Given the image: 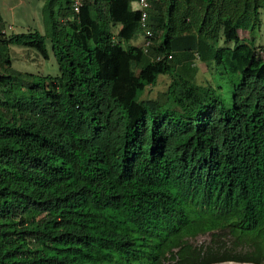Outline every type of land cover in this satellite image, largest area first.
I'll return each mask as SVG.
<instances>
[{"label":"trees","instance_id":"16d2710c","mask_svg":"<svg viewBox=\"0 0 264 264\" xmlns=\"http://www.w3.org/2000/svg\"><path fill=\"white\" fill-rule=\"evenodd\" d=\"M132 2L44 0L42 32H0V264L264 263V48L236 33L264 0H148L145 51Z\"/></svg>","mask_w":264,"mask_h":264},{"label":"rangeland","instance_id":"374dc122","mask_svg":"<svg viewBox=\"0 0 264 264\" xmlns=\"http://www.w3.org/2000/svg\"><path fill=\"white\" fill-rule=\"evenodd\" d=\"M131 6L135 8L136 3L132 2ZM259 21L258 24L254 27L252 31L250 30H238L236 33L239 38L253 40V44L257 49V52H261V48H264V10L260 9L259 11ZM9 16V13H7ZM23 17H21V20ZM31 23L33 24L32 20ZM30 23V25H31ZM17 24V23H15ZM6 27V26H5ZM117 27V26H116ZM32 29H36L39 32L43 30V24L41 15L39 14L38 25H35ZM24 30H20L15 28V32H23ZM142 37L137 35L134 39H132L129 44L133 46H137L140 44ZM221 42V41H219ZM221 44V43H220ZM46 48L49 52V43L46 40L45 42ZM231 46V44H230ZM13 65L21 70V71H29V72H40L43 74L53 75L56 73V65L53 61L52 57L49 55L47 59H42L38 54H36L33 50L25 48V47H15L11 53ZM194 67L197 70L195 81L197 83H210L212 85L218 86V93L223 98L224 103L229 106L230 104V86L227 80V76L222 73V70L219 67H215L212 64L211 67H206L200 61H194ZM167 78L164 75H159L157 82L154 86H148L142 92L141 98H160L161 93L164 91ZM207 236L198 237L195 242L198 243L202 240H206ZM217 264H236L232 262H222ZM264 264V263H263Z\"/></svg>","mask_w":264,"mask_h":264},{"label":"crops","instance_id":"0c3cea01","mask_svg":"<svg viewBox=\"0 0 264 264\" xmlns=\"http://www.w3.org/2000/svg\"><path fill=\"white\" fill-rule=\"evenodd\" d=\"M43 1L0 0V16L4 25H12V32H15V28L20 30L32 29L35 25H38V18ZM7 13H9V16H7ZM21 17H23L22 20Z\"/></svg>","mask_w":264,"mask_h":264},{"label":"built area","instance_id":"2783aa9c","mask_svg":"<svg viewBox=\"0 0 264 264\" xmlns=\"http://www.w3.org/2000/svg\"><path fill=\"white\" fill-rule=\"evenodd\" d=\"M82 0H70V7L72 12L77 13L80 6H81ZM136 3V7L138 9V25L140 28V31L142 32V41H141V48L143 51H145L146 47L149 45L150 43V36H151V32L149 30V28L147 27V23H146V16H147V11H148V7H149V3L148 0H135ZM11 26L8 25L5 28H2L0 30L1 33L5 34L6 30H10ZM167 58H169V56H167ZM156 59H158V57H156Z\"/></svg>","mask_w":264,"mask_h":264},{"label":"clouds","instance_id":"9594fccd","mask_svg":"<svg viewBox=\"0 0 264 264\" xmlns=\"http://www.w3.org/2000/svg\"><path fill=\"white\" fill-rule=\"evenodd\" d=\"M71 8V7H70ZM72 11V10H71ZM74 13V12H73ZM5 26H8V25H3V27L2 28H5ZM11 27H12V25H10ZM139 26V25H138ZM1 28V29H2ZM12 29V28H11ZM6 30V33L5 34H8V32H10V31H12V30ZM139 31H140V28H139ZM141 32V31H140ZM141 37H142V34H141ZM141 41H142V39H141Z\"/></svg>","mask_w":264,"mask_h":264},{"label":"water","instance_id":"95a60500","mask_svg":"<svg viewBox=\"0 0 264 264\" xmlns=\"http://www.w3.org/2000/svg\"><path fill=\"white\" fill-rule=\"evenodd\" d=\"M232 263H236V264H249V263H238V262H232Z\"/></svg>","mask_w":264,"mask_h":264}]
</instances>
